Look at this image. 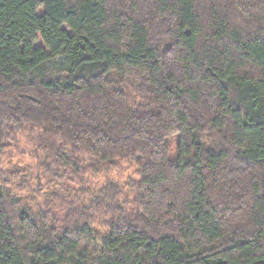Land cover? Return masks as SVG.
<instances>
[{
    "label": "trees",
    "instance_id": "16d2710c",
    "mask_svg": "<svg viewBox=\"0 0 264 264\" xmlns=\"http://www.w3.org/2000/svg\"><path fill=\"white\" fill-rule=\"evenodd\" d=\"M263 7L0 0V146L40 127L65 166L141 165L138 209L111 188L54 222L0 179V264H264Z\"/></svg>",
    "mask_w": 264,
    "mask_h": 264
},
{
    "label": "rangeland",
    "instance_id": "374dc122",
    "mask_svg": "<svg viewBox=\"0 0 264 264\" xmlns=\"http://www.w3.org/2000/svg\"><path fill=\"white\" fill-rule=\"evenodd\" d=\"M38 45H42V41ZM5 133L7 137L0 146V179L19 199V209L29 206L32 210L29 211L38 217L46 216L52 222L55 219L64 221L71 212L87 206L85 202L92 204L111 188L117 189L121 196L109 210L121 208L132 212L139 208L141 165L134 160L120 159L116 166L95 165L88 154L81 153L75 158L84 167L65 166L56 156L72 157V150L60 138L46 136L43 128L29 127ZM176 149L177 142H174ZM111 218H99L98 226L104 228Z\"/></svg>",
    "mask_w": 264,
    "mask_h": 264
}]
</instances>
